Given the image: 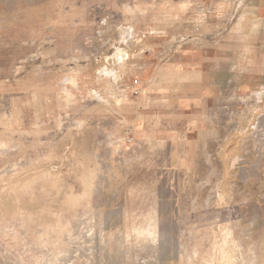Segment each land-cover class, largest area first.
Here are the masks:
<instances>
[{"label": "rangeland", "instance_id": "rangeland-1", "mask_svg": "<svg viewBox=\"0 0 264 264\" xmlns=\"http://www.w3.org/2000/svg\"><path fill=\"white\" fill-rule=\"evenodd\" d=\"M164 1L182 33L137 34ZM213 1L0 0V264H264L263 141L242 166L178 179L160 147L102 113L125 51L148 34L167 52ZM255 4L235 8L248 18Z\"/></svg>", "mask_w": 264, "mask_h": 264}, {"label": "crops", "instance_id": "crops-1", "mask_svg": "<svg viewBox=\"0 0 264 264\" xmlns=\"http://www.w3.org/2000/svg\"><path fill=\"white\" fill-rule=\"evenodd\" d=\"M214 1L205 12L215 16H206L167 52L152 46L164 44V35L151 37L147 30L181 34L182 26H167L170 3L164 1L161 21L147 12L142 20L147 26L138 25L137 34H148L135 50L125 51L120 79L105 75L117 82L108 94L102 91V113H115L105 122L109 127L114 122L115 131L130 137L131 144L160 147L178 179L214 177L209 166L217 168L221 161L226 169L242 166L252 146L264 142V0L248 9V18L235 8L238 0L227 10ZM101 10H86L85 27ZM178 18L184 20L181 14Z\"/></svg>", "mask_w": 264, "mask_h": 264}, {"label": "bare ground", "instance_id": "bare-ground-1", "mask_svg": "<svg viewBox=\"0 0 264 264\" xmlns=\"http://www.w3.org/2000/svg\"><path fill=\"white\" fill-rule=\"evenodd\" d=\"M256 259H257L256 256L253 254V255L250 256V258H248V259L246 258V259H245V263H246V264H252V263H255V262H256ZM254 261H255V262H254Z\"/></svg>", "mask_w": 264, "mask_h": 264}, {"label": "built area", "instance_id": "built-area-1", "mask_svg": "<svg viewBox=\"0 0 264 264\" xmlns=\"http://www.w3.org/2000/svg\"><path fill=\"white\" fill-rule=\"evenodd\" d=\"M133 82H134V83H136V82H137V80H134Z\"/></svg>", "mask_w": 264, "mask_h": 264}]
</instances>
